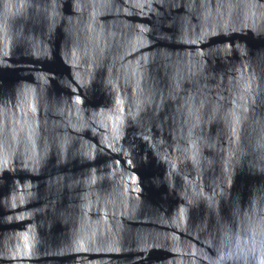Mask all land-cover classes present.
Returning <instances> with one entry per match:
<instances>
[{
  "label": "water",
  "instance_id": "1",
  "mask_svg": "<svg viewBox=\"0 0 264 264\" xmlns=\"http://www.w3.org/2000/svg\"><path fill=\"white\" fill-rule=\"evenodd\" d=\"M0 264H264V0H0Z\"/></svg>",
  "mask_w": 264,
  "mask_h": 264
}]
</instances>
